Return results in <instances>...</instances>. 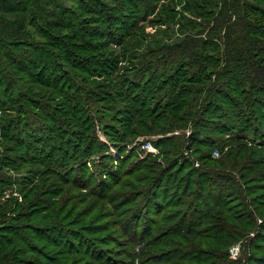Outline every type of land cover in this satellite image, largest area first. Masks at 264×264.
<instances>
[{"label":"rangeland","instance_id":"374dc122","mask_svg":"<svg viewBox=\"0 0 264 264\" xmlns=\"http://www.w3.org/2000/svg\"><path fill=\"white\" fill-rule=\"evenodd\" d=\"M243 1L251 12H264V0ZM57 3L60 8H53L55 17L44 18L45 23H39V28L26 24V36L18 40L19 46L8 47L16 64L7 65L12 67L11 76L3 83L0 81V230L12 228L14 233L6 232L7 236H22L26 240V245L19 246L27 252L18 254L21 258L41 261L43 256L36 250L49 254L59 249L39 237L46 225L54 223L68 238L69 248L95 258L92 262L93 259L82 255L70 256L75 264H107L108 259L118 264H146L148 256H143L140 245L135 246L138 240L128 236L132 228L125 220L129 214L120 213L132 209L136 204L130 202L133 192L145 188L147 182L135 181L143 172L131 178L125 177V173L147 155L152 158L148 162L155 165L161 163L163 167L166 162L155 144L159 137L136 127L135 121H130L129 108L135 99H141L144 82L151 74L160 80L165 77L159 69L164 61L162 48L187 37L198 38L202 30L196 23L212 12L219 0ZM162 6L166 8V18L160 15ZM47 7L53 4L43 6ZM108 14L119 22H135L139 28L132 29V34L124 38L122 29L107 24ZM4 17L9 19L5 20L6 30L18 29L19 20ZM258 29L264 43V27ZM47 57L51 70L43 67L37 71L32 62ZM209 57L215 56L210 53ZM90 61L96 66L90 65ZM156 88L157 83L147 84V89L155 92V99L162 101L163 109L167 101L163 94L168 86L161 91ZM75 89L86 93V98L82 100L79 94L75 97ZM71 98L76 100L70 104ZM155 101L151 100L152 104ZM134 128L137 136L129 134ZM206 129L189 125L184 133L189 137L200 131L204 137L210 133ZM173 133L176 132L169 131ZM91 142L94 145L90 148ZM147 142L152 143L154 152L142 149ZM220 147L214 145L213 151H218L219 156L215 157L213 152V158H222L228 150ZM86 148L93 150V155L81 165L78 160ZM117 152L125 155V160L119 158L121 172L117 171L116 162L104 156L113 159ZM191 154L189 150L183 156L191 158ZM105 165L108 166L104 174L101 171ZM83 169L89 171L91 181L79 175ZM78 176H83L84 181H76ZM31 201L33 205L26 207ZM51 239L55 237L52 235ZM235 245L240 246V252L237 258L230 257L233 260L241 255L243 242ZM155 250L151 247L147 251L154 256Z\"/></svg>","mask_w":264,"mask_h":264},{"label":"trees","instance_id":"16d2710c","mask_svg":"<svg viewBox=\"0 0 264 264\" xmlns=\"http://www.w3.org/2000/svg\"><path fill=\"white\" fill-rule=\"evenodd\" d=\"M50 3L53 7L43 8ZM55 7L60 8L57 0H0L2 83L11 76L12 67L7 65L16 64V58L8 52L9 44L18 45V40L26 36V24L37 28L39 23L44 25L47 16L55 17ZM159 12L166 18L164 6ZM4 15L19 20L18 29L6 30L5 20L9 19ZM116 18L108 14L106 23L122 29L124 38L139 28L135 22H119ZM196 26L202 30L198 38L187 37L162 48L164 61L159 69L165 77L160 80L151 74L144 82L141 99H135L129 108L130 121H135L136 127L159 137L155 144L166 164L162 167L161 163L148 162L152 158L147 155L126 170L125 177L129 178L143 172L135 181L147 185L133 192L130 202L136 204L120 214H129L125 220L132 228L128 236L138 240L135 246L140 245L143 256H148L146 264H264V43L258 29L264 27V12H251L243 0H219ZM210 53L215 57H209ZM48 60L33 61L32 65L37 71H48L52 67ZM153 83H157V91L168 86L163 109L153 89H147V84ZM78 94L82 100L86 98V93L75 89V97ZM73 98L70 104L76 100ZM151 100L157 101L152 104ZM189 125H202L210 133L203 137L200 131H194L187 137L184 129ZM168 130L176 133L169 134ZM130 133L137 136L136 128ZM93 145L91 142L90 148ZM214 145L228 148L222 158H213ZM189 150L191 158L183 156ZM120 153L113 159L104 155L116 162L118 172L122 170L120 160H125ZM90 155L93 150L84 149L78 163L84 164ZM106 166L101 171L104 174ZM79 175L89 181L93 178L84 169ZM78 178L75 180L84 181L83 176ZM54 225H46L39 237L59 249L49 254L36 250L43 256L41 261L18 257L27 254L19 248L27 244L26 240L7 236L6 232L14 233L12 228L0 230V264H75L70 256H81L82 252L69 248L68 238ZM239 241L243 242L241 255L233 260L229 251ZM151 247L156 249L154 256L147 251ZM82 256L93 259L87 253ZM107 264L118 263L108 259Z\"/></svg>","mask_w":264,"mask_h":264},{"label":"built area","instance_id":"2783aa9c","mask_svg":"<svg viewBox=\"0 0 264 264\" xmlns=\"http://www.w3.org/2000/svg\"><path fill=\"white\" fill-rule=\"evenodd\" d=\"M142 149L143 150H147L148 152H154V149H153V147H152V143L151 142H147V143H145V144H143L142 145ZM214 156L215 157H218L219 156V152L218 151H215L214 152ZM197 166L199 165L198 163L196 164ZM239 252H240V246H238V245H235V246H233L231 249H230V251H229V253H230V257H232V258H237L238 257V255H239Z\"/></svg>","mask_w":264,"mask_h":264}]
</instances>
